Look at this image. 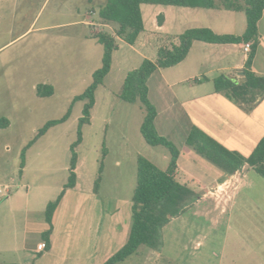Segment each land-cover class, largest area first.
Returning <instances> with one entry per match:
<instances>
[{
    "label": "rangeland",
    "instance_id": "obj_1",
    "mask_svg": "<svg viewBox=\"0 0 264 264\" xmlns=\"http://www.w3.org/2000/svg\"><path fill=\"white\" fill-rule=\"evenodd\" d=\"M104 2L0 0V185L11 186L10 196L2 199L0 208L8 200L24 198L28 192L30 212H35L30 214L37 215L41 200H54L67 182L70 147L77 138L85 103L73 99L90 85L93 72L101 66L103 47L92 35L104 32L115 36L117 28L98 18ZM141 12L143 31L133 45L117 41L110 73L94 92L89 123L80 126L81 142L74 151L81 162L79 191L86 197L80 209H85L82 220L87 222L76 233L78 243L81 236L84 245L73 247L71 236L69 250L64 247L63 255L66 254H58L64 257L65 264H74L78 256L89 259L94 252L103 261L104 250L122 243L128 227L122 222L130 210L138 156L162 171L167 167L163 159L168 156L166 149L146 144L140 134L145 113L140 103L124 102L117 93L125 73L136 69L142 56L156 59V49L165 35H178L200 25L196 21L200 17L195 15L209 11L141 5ZM159 14L162 21L166 16V23L157 30ZM181 70L186 71V66ZM224 73L217 71L209 76L220 78ZM42 85L50 87L52 94L39 96ZM67 112L64 122L50 127L26 147L46 122L59 120ZM185 169L189 168L181 167L177 180L186 184L194 196L186 199L179 214L169 217L162 227L159 247L152 250L141 246L119 264H264V179L249 170L236 189L228 183L209 188L207 193L199 183L182 177ZM96 178L99 180L94 196L98 203L90 197ZM22 183H30L31 187L26 189ZM23 208L24 201L16 208L13 222L9 215L0 213V263L35 264L39 260L37 255L20 253L16 245L25 219ZM74 208L72 203L69 209L65 207V219L77 217ZM99 208L104 210L103 216L98 214ZM117 217L120 230L115 228ZM99 222L104 223L103 229ZM97 226L100 238L96 239L90 235ZM105 235L108 239L104 242ZM29 243L35 246L36 242ZM41 245L39 250H45ZM59 261L52 258L41 264Z\"/></svg>",
    "mask_w": 264,
    "mask_h": 264
},
{
    "label": "crops",
    "instance_id": "obj_2",
    "mask_svg": "<svg viewBox=\"0 0 264 264\" xmlns=\"http://www.w3.org/2000/svg\"><path fill=\"white\" fill-rule=\"evenodd\" d=\"M204 10L209 12H197L198 15L195 16L200 18H197L196 21L201 22V24L195 25L192 28H209L215 34L228 35H241L245 31L246 19L243 11H231L226 9ZM201 13H203L202 16L200 15ZM141 17L143 21L142 12ZM165 23L166 16L163 17L161 26L156 24V29L163 28ZM257 34L258 44L248 71L255 76L264 77V9L257 22ZM115 39L116 43L118 40H121L118 37H115ZM173 42L177 44L176 40ZM243 44L244 43L213 44L194 41L187 56L180 63L168 67L167 69H157L152 73L147 82L148 99L156 109V116L154 119L155 129L158 134L171 140L179 150L176 179L181 173V167L189 168L182 171V177L190 179L191 182L199 183L200 188H203V191L207 193H210L209 188H213L214 186V188L222 187L228 183H233V189H236L239 182H242L246 173L251 170V168L245 164L233 174H226L223 170L197 154L192 147L186 145L185 139L191 128L199 129L229 150L237 151L244 156H247L258 141L264 138V91L261 92L258 89L250 88L246 94L230 97L224 93L216 92L213 80L217 77L209 76L212 72L221 71L225 72L224 77L226 78V76H236L238 70H242L243 76L239 78L246 79L244 64L248 53L243 52ZM145 58V56H142V59ZM150 60H154V58ZM183 66H186V71L181 70ZM108 75L109 74L105 77ZM201 77H205V80L193 82L194 79H200ZM243 82H245V80L234 83L239 84ZM103 85L104 81L102 86ZM163 159L167 161L168 165V156H164ZM80 167L81 162L77 157L75 168L76 183L73 188L64 191L59 206L53 216L48 250L40 251L39 247L40 244H45L42 238V233L47 229V224L44 220V210L46 204L53 198L49 200L43 198L41 200L37 215L30 214L34 211L32 210L33 212H30L31 208L29 207L28 192H26L24 198L8 200L0 208V213L9 215L13 222L17 213L16 208L24 201L23 211L25 212V219L20 234V241L19 243L17 242L16 245L20 247V253L22 252L24 255L29 254L33 257L36 255L37 257L39 256V260H37L35 264H41L48 260L50 262L52 258H58L61 261L51 264H65L63 256L66 253L64 252L63 255L62 248L65 247L67 251L69 250L71 236L73 237V247L84 245V243L81 242V236L80 243H78V236L76 235V233L80 231L81 226L87 222V220H82L84 218L85 209H80L81 201L86 197L84 193L79 191ZM20 178L22 179V176H20ZM22 184L26 189L31 187L30 183ZM91 191L92 194L90 193V197H94V200L97 202L98 200L94 196L93 187ZM67 197L68 199H66ZM16 199H21V202H18L19 200ZM65 203H68V205L65 206L67 209L70 208V203L74 204L75 208L72 211L75 210L74 213L77 214V217L70 218L69 216V220L65 219V214L63 213L65 207L62 208ZM32 205L34 206L35 203ZM80 211L82 212L81 214ZM41 213L42 217L40 215ZM98 214L103 216L104 210L99 208ZM110 215V222H108L112 224L114 222L112 221L114 213L111 212ZM130 215L131 204L129 212L127 211L124 217V219H127L122 222L128 224L124 239L122 243L116 244L109 251L107 249L103 251V261L98 260V256H96V252H94L93 255L88 256L89 259L82 256L76 257L74 264H101L106 261L111 254L116 252L127 241L131 226ZM73 216H75V214H73ZM118 222L119 218L117 217L115 224L116 230L121 229ZM98 224L103 229L102 224L104 225V223L99 222ZM99 226H97L98 229H95L91 233L90 237H96V239L100 238ZM87 231H89V227ZM107 232L108 230L106 227V233ZM103 239L105 242L108 236H103ZM33 240L36 242L35 246L29 243V241L31 242ZM14 251L16 252L17 250ZM60 252L63 256L58 255ZM87 252L90 253L93 251L88 250Z\"/></svg>",
    "mask_w": 264,
    "mask_h": 264
},
{
    "label": "trees",
    "instance_id": "obj_3",
    "mask_svg": "<svg viewBox=\"0 0 264 264\" xmlns=\"http://www.w3.org/2000/svg\"><path fill=\"white\" fill-rule=\"evenodd\" d=\"M143 4L243 11L246 28L241 35L215 34L209 28H189L178 35H165L164 42L156 49L155 60L145 58L136 69L126 73L117 97L130 104L140 103L145 112L140 125V134L146 144L152 147H164L168 153L169 161L166 169L162 171L145 158L137 157L136 184L131 198V226L127 241L101 264H119L135 254L141 246L152 250L157 249L160 245L162 227L169 221V217L179 214L186 199L194 196V192L186 184H182L176 179L179 150L170 140L158 134L155 129L156 109L148 99L147 87L152 73L157 69L172 67L180 63L187 56L194 41L213 44L250 42L251 49L244 64L245 82L235 84L222 76L214 81L215 91L230 97L246 94L250 88L264 91V77L255 76L248 71L258 44L257 22L264 9V0H105L104 4L99 7L98 18L104 24L116 25L115 36L129 45H133L138 35L143 31L140 11V5ZM156 23L161 26V14L157 16ZM115 36L104 32L92 35V38L103 47L101 66L93 72L90 85L73 99V101L81 100L85 103L82 116L78 120L77 138L70 147L71 157L67 182L57 197L46 204L44 210L47 229L42 233V238L45 240V250L49 248L52 219L61 197L66 189L73 188L76 183L77 155L74 148L81 142L80 126L89 123L90 110L94 104V92L97 87L103 84L105 76L110 71L112 53L118 49ZM174 40L177 41V44H174ZM198 81L200 80H193V82ZM37 93L39 96H48L52 94V89L42 85L41 91L39 89ZM67 116L68 112L59 120L46 122L42 128L37 130L33 140L26 147L41 137L50 127L64 122ZM185 143L228 175L233 174L246 164L264 179V138L258 141L247 156L229 150L197 128H191ZM105 153L103 151V156ZM98 180L99 178H96L94 182V191L97 188Z\"/></svg>",
    "mask_w": 264,
    "mask_h": 264
},
{
    "label": "built area",
    "instance_id": "obj_4",
    "mask_svg": "<svg viewBox=\"0 0 264 264\" xmlns=\"http://www.w3.org/2000/svg\"><path fill=\"white\" fill-rule=\"evenodd\" d=\"M251 49L250 43H244L243 44V52L249 53ZM11 193V186L10 185H0V202L2 199H5L8 197V195ZM41 247H44V244L41 245Z\"/></svg>",
    "mask_w": 264,
    "mask_h": 264
},
{
    "label": "water",
    "instance_id": "obj_5",
    "mask_svg": "<svg viewBox=\"0 0 264 264\" xmlns=\"http://www.w3.org/2000/svg\"><path fill=\"white\" fill-rule=\"evenodd\" d=\"M240 76H243V71L242 70H238V72L236 73V76H226L227 79H229L232 82H239V81H244V78H239Z\"/></svg>",
    "mask_w": 264,
    "mask_h": 264
}]
</instances>
